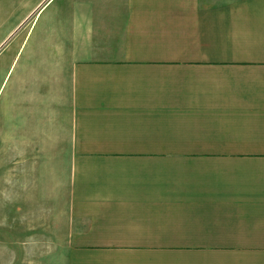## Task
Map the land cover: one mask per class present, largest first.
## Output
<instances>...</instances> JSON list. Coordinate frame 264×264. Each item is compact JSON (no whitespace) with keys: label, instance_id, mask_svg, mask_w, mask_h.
<instances>
[{"label":"crops","instance_id":"crops-1","mask_svg":"<svg viewBox=\"0 0 264 264\" xmlns=\"http://www.w3.org/2000/svg\"><path fill=\"white\" fill-rule=\"evenodd\" d=\"M55 1L0 151L70 156L60 264H264V0Z\"/></svg>","mask_w":264,"mask_h":264},{"label":"rangeland","instance_id":"rangeland-1","mask_svg":"<svg viewBox=\"0 0 264 264\" xmlns=\"http://www.w3.org/2000/svg\"><path fill=\"white\" fill-rule=\"evenodd\" d=\"M34 2L0 0V111H9L18 68L44 35L49 9L34 22ZM19 142L0 151V264H60L72 223L70 156L44 148L42 137Z\"/></svg>","mask_w":264,"mask_h":264}]
</instances>
